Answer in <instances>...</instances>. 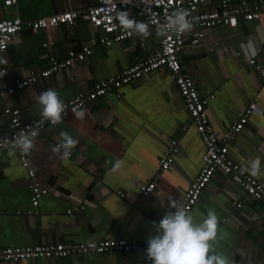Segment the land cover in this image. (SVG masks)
<instances>
[{"label": "crops", "instance_id": "obj_1", "mask_svg": "<svg viewBox=\"0 0 264 264\" xmlns=\"http://www.w3.org/2000/svg\"><path fill=\"white\" fill-rule=\"evenodd\" d=\"M96 1L17 0L5 6L0 0V18H37L85 9ZM232 2L238 4L239 0ZM214 7L217 1L201 9ZM127 12L132 18V10ZM157 30L150 27L147 39L133 35L106 46L98 40L102 31L81 18L73 25L61 24L53 29L24 28L0 55V73H4L0 82L13 85L30 70L47 68L50 56L63 58L69 50L78 52L83 46L93 52L0 99V138L11 130L6 107L18 108L22 121L38 118V93L54 89L64 102L78 91L90 89L97 80L152 54L159 45ZM251 56L264 65V17L252 21L239 18L234 28H206L205 38L197 44L186 40L179 59L182 70L202 94L214 92L215 98L206 108L218 134L255 103L244 128L229 142V155L249 173L251 162L259 158L260 172L254 177L264 185V86L263 78L247 63ZM83 108V119L68 112L59 124L39 133L29 153L33 177L21 166L16 150L0 156V248L107 238L147 243L148 237L156 234L153 222L158 223L173 210L169 204L180 203L202 167L203 142L173 76L165 69L145 73L122 85L114 95L89 101ZM185 122L189 126L184 130L181 126ZM61 131L78 140L67 158L51 153ZM173 139L177 140L174 160L168 169L161 170L159 160ZM116 160L122 166L113 172ZM31 181L47 190L35 207L31 204ZM151 181L155 188L143 194L140 187ZM80 205L83 208L76 210ZM68 209L73 211L68 213ZM209 210L218 218L217 237L210 243L228 264H264V212L260 202L216 171L189 215L199 223ZM145 257V249H110L100 254L0 264H147Z\"/></svg>", "mask_w": 264, "mask_h": 264}, {"label": "built area", "instance_id": "obj_2", "mask_svg": "<svg viewBox=\"0 0 264 264\" xmlns=\"http://www.w3.org/2000/svg\"><path fill=\"white\" fill-rule=\"evenodd\" d=\"M17 0H3L5 6H12ZM217 1V7L208 9L201 7ZM177 8L185 9L189 12L188 19L192 21L193 27L183 34L168 32L160 35L159 45L156 50L146 58L135 62L129 67L116 72L108 77L94 82L92 87L85 91H78L75 95L64 101L65 115L74 112L75 108L84 107L87 102L107 98L114 95L116 90L122 85L130 83L141 75L153 70H167L174 79L179 94L183 97L185 107L189 113L191 123L198 132L203 145V164L196 177L190 182L188 188L182 195L179 203L189 214L197 202L202 190L208 184L216 171H220L230 178L247 196H251L260 202L264 212V185L239 163L235 162L229 155V142L242 131L248 117L255 109V103H250L242 115L233 121L221 134L213 128L207 112L208 103L215 98L214 92L207 91L202 94L192 77L182 70L179 54L187 39L194 45L205 38V29L219 25L234 28L238 24V19L246 21L258 20L264 17V0H239L234 4L232 0H97L85 9H69L48 16L37 18H21L19 16L0 18V55L5 52L24 28L33 30L46 28L53 29L61 24L73 25L77 19H83L90 23L95 29L102 31L99 42L111 46L130 39L133 35L125 32L115 19L117 11L132 10L134 19L147 23L150 27L158 28L164 24L168 15ZM47 43H43V46ZM93 49L83 46L81 51L69 50L63 58L55 56L49 57V66L36 71L30 70L28 74L10 85L0 82V99L14 93L17 89L35 82L39 77H47L52 73L70 66L75 62L83 60L87 55L92 54ZM248 65L263 78L264 86V65L251 56L247 60ZM1 72H4L2 69ZM11 116V130L0 138V143L12 140L15 135L28 125H36L41 120V116L32 121H22L18 108L4 109ZM52 125L49 121H44L39 125V133L47 126ZM187 122L182 124V129H187ZM11 151L10 147L0 146V156L4 152ZM21 166L27 170L30 177L34 176V170L30 167L29 154H23L16 150ZM177 151V140H170L169 147L159 160L161 170L169 168L174 160V153ZM71 156V154H70ZM32 182V181H31ZM155 188V182L151 181L140 187L143 194H147ZM31 204L37 206L40 198L47 193L40 183L30 184ZM80 205L77 209H82ZM73 210L68 209L71 213ZM174 211V209L172 210ZM147 243L141 244L137 241L126 238H107L99 241H84L77 243H45L32 246H4L0 248V262H19L34 258L66 257L71 254H100L110 249L139 250L146 249ZM147 264H151L147 256Z\"/></svg>", "mask_w": 264, "mask_h": 264}, {"label": "clouds", "instance_id": "obj_3", "mask_svg": "<svg viewBox=\"0 0 264 264\" xmlns=\"http://www.w3.org/2000/svg\"><path fill=\"white\" fill-rule=\"evenodd\" d=\"M189 12L182 8L172 11L164 24L157 30L158 35L168 32L183 34L193 27L192 21L188 19ZM115 19L119 26L129 34L147 39L151 33L149 25L129 16L126 11H117ZM2 62L7 63L6 60ZM4 73H0V76ZM40 106L41 120L36 125H28L21 129L12 140L0 143L2 147H10L13 154L19 150L23 154H29L35 147V141L39 135V125L49 121L53 126L62 121L65 112V104L54 89H46L35 96ZM74 114L78 119H83L86 109L81 105L75 108ZM57 144L51 147L53 155L60 154L63 158L70 156L72 149L78 140L67 132L61 131ZM122 166L120 160L112 165L111 171L115 172ZM261 162L259 158L251 162L249 171L251 175L257 176L260 172ZM169 207L174 211H167L158 223L153 222L156 234L147 239L146 256L151 264H228L226 258L216 252L210 243L217 237L218 218L209 210L206 218L201 222H194L193 216L187 214L178 203L172 202Z\"/></svg>", "mask_w": 264, "mask_h": 264}]
</instances>
